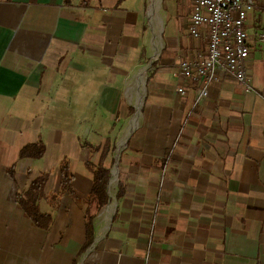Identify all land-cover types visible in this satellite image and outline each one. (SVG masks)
Masks as SVG:
<instances>
[{"label":"crops","instance_id":"obj_1","mask_svg":"<svg viewBox=\"0 0 264 264\" xmlns=\"http://www.w3.org/2000/svg\"><path fill=\"white\" fill-rule=\"evenodd\" d=\"M159 1L0 0V264H264V0L246 23L252 92L220 74L205 98L178 67L206 47L193 0L166 39ZM129 87L143 105L99 209L88 162L107 168L99 134L132 112ZM38 140L44 156L20 160ZM64 162L74 196L40 202L44 232L16 198L43 173L57 196Z\"/></svg>","mask_w":264,"mask_h":264},{"label":"built area","instance_id":"obj_2","mask_svg":"<svg viewBox=\"0 0 264 264\" xmlns=\"http://www.w3.org/2000/svg\"><path fill=\"white\" fill-rule=\"evenodd\" d=\"M254 9V0H193L188 33L192 39L205 40L206 47L178 67L182 79L199 82L200 98L207 96L208 86L220 74L234 79L245 93L252 92L246 23ZM256 37L264 44V32ZM177 94L184 96L185 89L178 88Z\"/></svg>","mask_w":264,"mask_h":264},{"label":"trees","instance_id":"obj_3","mask_svg":"<svg viewBox=\"0 0 264 264\" xmlns=\"http://www.w3.org/2000/svg\"><path fill=\"white\" fill-rule=\"evenodd\" d=\"M107 145L104 147V150ZM45 144L38 140L36 143L28 144L22 147L19 151V159L37 160L45 154ZM106 151L102 153V160L105 158ZM61 173L60 191L57 196L48 197L45 193V186L48 181V174L43 173L29 185L27 190L18 194L16 202L20 209L25 213L32 224L44 231L49 232L52 224L53 217L50 213H43L39 208L42 200H49L52 205L56 203L58 198L63 196L73 197L72 179L73 176L69 170L67 162H64L59 167ZM88 170L93 176V184L90 191V198L97 202L98 208L101 209L107 204V186L111 178L110 169L102 166L101 164L95 166L88 162ZM94 240L93 217H89L86 222V242L83 247L84 250L90 247Z\"/></svg>","mask_w":264,"mask_h":264},{"label":"rangeland","instance_id":"obj_4","mask_svg":"<svg viewBox=\"0 0 264 264\" xmlns=\"http://www.w3.org/2000/svg\"><path fill=\"white\" fill-rule=\"evenodd\" d=\"M160 3V8H159V4H158V15L161 19H163L164 22V39L167 38V36L170 34L171 30H173L174 28H176V24L173 23L175 22L174 20H172V22L170 23V25L168 24L169 19H172L175 16V12L176 9H178L180 12L182 13V15L184 14V12L186 11V7L183 6V3H185V0H161L159 1ZM162 9V10H161ZM184 16V15H183ZM157 18V12L155 14L154 20ZM163 22L162 20H157L155 25L159 28L163 26ZM173 23V24H172ZM149 71V70H148ZM147 72L145 77L147 78ZM133 83V82H132ZM124 105H129L132 106V112H130L129 114H127V116H125L123 118L122 124H118V120L113 119V123L114 125H116L117 128L112 129L111 131L107 130V133L105 135V137L103 136L102 132L101 134H99L102 138H105L104 140L109 142V145L107 146V148L104 150L106 151V158L109 157V159L107 160V168L110 169V171H112L113 173V178H112V183L111 186H113L114 182H115V177H114V173H115V166H114V161L118 155L122 152L125 151V148L127 147L128 141L131 137V133H132V129L135 128L136 126V120H137V116L138 118L140 117L139 115V109L140 106L142 107L143 105V99L141 97H137L134 98L131 95V87L128 88L127 92L124 95V99H123ZM136 104V105H135ZM135 110H137V112H135ZM136 116V119H135ZM113 131V132H112ZM130 135V136H129ZM98 136V135H97ZM99 136V138H100ZM98 139L95 138V140ZM102 162V161H101ZM105 163V164H106ZM110 182V181H109ZM115 194L111 191H109V196L111 197V201H114V196Z\"/></svg>","mask_w":264,"mask_h":264}]
</instances>
